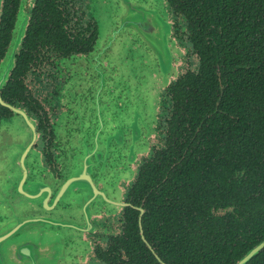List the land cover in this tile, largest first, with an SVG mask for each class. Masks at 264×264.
I'll return each mask as SVG.
<instances>
[{
  "label": "flooded vegetation",
  "instance_id": "flooded-vegetation-1",
  "mask_svg": "<svg viewBox=\"0 0 264 264\" xmlns=\"http://www.w3.org/2000/svg\"><path fill=\"white\" fill-rule=\"evenodd\" d=\"M159 1L177 53L166 84L153 55L146 58L141 51L136 56L138 67L131 65L138 89L155 92L158 88V100L155 98L151 129L140 134V150L134 151L130 160L129 149L137 143H132V128L136 126L130 124L128 65L133 59L130 53L141 50L143 42L133 28L122 23L121 0H7L11 21H2L6 0H0V46L4 45L0 64L11 39L23 26L12 68L0 87V123L11 122L18 112L34 121L31 147L44 169L39 173L41 178L34 174L41 181L36 188L41 185L48 191L49 187L52 197L69 177L84 175L90 180L74 181L78 192L91 197L88 205H38V211L48 212L44 217L53 222H44L34 234H46L49 242H43L42 236L26 238L35 251L26 257L41 260L35 264H48L45 259L52 249L55 264H193L187 251L192 201L189 198L188 205L181 201L178 205L176 190L165 189V180L184 179L191 197L192 173L178 172V164L184 159H202L207 167L218 164L219 158H224V127L215 135L205 126L186 125L184 140L177 127L168 123L175 112L172 95L179 80H185L190 99L193 91L239 99L241 80H248L256 68L264 72V42L255 35L257 10H264V0ZM215 23L227 30L217 29ZM195 27L200 30L201 54L193 47ZM16 67L22 91L14 81L18 79L14 76ZM193 73L200 76L189 77ZM185 112L197 109L188 106ZM202 112L212 110L204 106ZM198 138L203 139L201 143ZM14 154V160H20ZM145 163H150L147 173H140ZM21 177L23 174L15 179ZM32 177L28 172L24 176L21 185L25 189L33 187ZM18 189L15 181L14 193ZM223 202L220 199L216 207L222 218L220 232L228 221L226 213L233 210V205L223 206ZM244 214L249 215L247 211ZM253 256L243 264H264V253L260 260L253 261Z\"/></svg>",
  "mask_w": 264,
  "mask_h": 264
},
{
  "label": "trees",
  "instance_id": "trees-1",
  "mask_svg": "<svg viewBox=\"0 0 264 264\" xmlns=\"http://www.w3.org/2000/svg\"><path fill=\"white\" fill-rule=\"evenodd\" d=\"M7 6L6 0L2 21L12 20V16H7ZM257 15L256 39L264 42V10L261 7H258ZM215 24L217 29L220 26L227 30L220 23ZM230 24L235 27L233 21ZM193 32V47L201 54L200 30L195 27ZM3 35L6 38L7 34ZM3 48L4 45L0 46L1 52ZM14 76L18 78L14 80L16 88L22 91L24 86L19 79L17 67ZM190 76L193 78L200 75L193 73ZM187 85L188 81L185 80H179L175 85L177 90L172 95L175 112H171L168 123L177 127L178 135L184 140L187 139L184 129L186 125L205 126L207 132H214L215 135L220 133V127L223 126L224 158H219L218 164L208 167L202 159H192L191 162L184 159L178 164V172L192 173L191 197L184 179L169 178L165 180L164 188L176 190L178 205L180 201L188 205L189 198L192 201L191 240L187 248L192 263L233 264L264 238V72L256 68L248 80H241L242 92L238 100L228 95L218 98L194 91L193 99H190L191 91H188ZM188 106L196 108L197 112H185ZM204 106L210 107L212 112H202ZM202 140L198 138L200 143ZM198 151H201V147H198ZM149 164H143L140 173L146 172ZM220 199L224 201L223 206L233 205V210L226 213L228 221L224 223L221 232L218 223L222 218L216 211ZM245 211L249 215H245ZM182 237L185 238L184 235ZM183 243L186 245L185 241ZM261 253H264V247L252 260L262 259L259 257Z\"/></svg>",
  "mask_w": 264,
  "mask_h": 264
},
{
  "label": "water",
  "instance_id": "water-1",
  "mask_svg": "<svg viewBox=\"0 0 264 264\" xmlns=\"http://www.w3.org/2000/svg\"><path fill=\"white\" fill-rule=\"evenodd\" d=\"M149 1L151 0H148L144 4L142 2L139 4L133 3L132 0H121L124 10L121 18L122 23L129 27V29L133 28V33L144 43V50L143 43H141V50L139 49L138 51L136 49L137 51L133 50L130 53L133 59H130L131 61H129L128 65L130 124L135 125L137 128H132L133 138H135L132 140V143L136 141L137 144L141 136L140 134L147 133L151 129V119L155 116L156 111L155 100L158 98V88H156L155 92L151 89H138V81L131 74L138 67L136 54L142 51L143 55H146V58H149L148 55L151 57L153 55L158 61L160 74L164 78L163 83L166 84L170 70L173 68L172 57L177 53L176 45L170 37L171 26L164 12L163 4L158 5L157 3H150ZM22 32L23 26L18 28L17 37L13 41L11 39V44L8 47L4 60L0 64V87L6 81L9 70L12 68L14 52ZM139 60L141 59L139 58ZM131 65L134 66V69H132ZM154 81H158L156 77ZM140 87H143V85ZM18 114L19 121L11 122L12 130H8L10 133L6 131V126L11 123H0V185H4L0 189V205L6 209V212H4L6 213L4 215L5 217L0 222V264H12V262L35 264L41 262V260L34 259L30 261L26 257L29 253L35 252L31 248L30 243L28 244L26 242L27 237L31 238L32 236H36L35 240H37V237L40 238L42 236L43 242H49L51 240V238L45 240L46 234L38 233L34 235L36 230L41 228L44 222H53L49 218L44 217L48 212L45 210L38 211V205L45 207L53 205L85 206L90 204L91 199L87 194L78 192L74 185V181L78 178L90 182L89 178L84 175L69 177L52 197L49 187L47 189L48 191H45V187L43 186L42 188L41 185L39 189L36 188L35 184H41V181L34 174L38 173L39 176V173L44 171V169L40 160L37 158L39 156L31 147L35 139L34 121L24 112H18ZM139 125L143 129H140ZM4 135L8 137L7 140L2 139ZM137 144L133 146V151L131 148L129 149L130 153L132 152L131 154L129 153L130 160L134 158V151L140 150V144ZM12 149L13 152H16L17 156H20V160H14V157H12ZM5 150H7L6 157L3 155ZM31 152H33V155H31ZM9 154L11 156H8ZM26 156H28V160L24 159ZM27 172L33 175V181H31L33 187L30 186L25 189L24 185L21 184L25 182L24 176H26ZM20 174H23V177L15 179ZM44 180L48 181V176ZM15 181H17L19 187L17 193L13 191ZM24 206H30L31 208L28 209ZM263 246L264 240L248 250L237 264L246 262ZM54 252L53 249L48 251L47 259H45L48 264H55L56 258L52 257ZM12 254L17 255L12 257Z\"/></svg>",
  "mask_w": 264,
  "mask_h": 264
},
{
  "label": "rangeland",
  "instance_id": "rangeland-1",
  "mask_svg": "<svg viewBox=\"0 0 264 264\" xmlns=\"http://www.w3.org/2000/svg\"><path fill=\"white\" fill-rule=\"evenodd\" d=\"M153 1H154V3H157V2H158V3L161 4V2H160L159 0H153ZM145 2H148V0H145ZM149 2H150V1H149ZM158 3H157V4H158ZM135 54H136V52H135ZM136 56H137V54H136ZM12 121H14V122L19 121V117H18V116H14ZM12 121H11V122H12ZM11 122H9V123H11ZM9 129L12 130V123H11V124H7V126H6V131L10 133V131H8ZM13 129H14V128H13ZM15 131H16V129H15ZM2 139H3V140H7L8 137L4 135V136L2 137ZM6 151H7V150H5V151L3 152L4 157H6ZM31 155H33V152H31ZM8 156H11V154H9ZM14 156H15V154H14L13 149H12V157H14ZM3 187H4V185H0V189H2ZM4 212H6L5 208L2 207V205H0V218H3V217H4V215L6 214V213H4ZM63 214H64V212H63ZM65 214H66V213H65ZM69 214H76V213H75V212H70Z\"/></svg>",
  "mask_w": 264,
  "mask_h": 264
}]
</instances>
